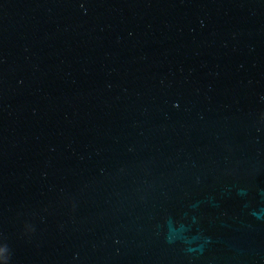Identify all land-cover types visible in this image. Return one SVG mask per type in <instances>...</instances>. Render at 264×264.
Here are the masks:
<instances>
[{
  "label": "water",
  "instance_id": "1",
  "mask_svg": "<svg viewBox=\"0 0 264 264\" xmlns=\"http://www.w3.org/2000/svg\"><path fill=\"white\" fill-rule=\"evenodd\" d=\"M7 264H264V0H0Z\"/></svg>",
  "mask_w": 264,
  "mask_h": 264
},
{
  "label": "clouds",
  "instance_id": "2",
  "mask_svg": "<svg viewBox=\"0 0 264 264\" xmlns=\"http://www.w3.org/2000/svg\"><path fill=\"white\" fill-rule=\"evenodd\" d=\"M8 250L5 246H0V264H7Z\"/></svg>",
  "mask_w": 264,
  "mask_h": 264
}]
</instances>
